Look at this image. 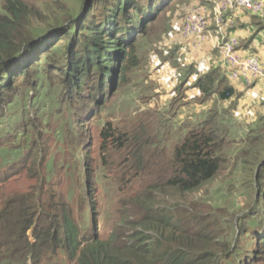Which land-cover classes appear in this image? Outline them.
I'll list each match as a JSON object with an SVG mask.
<instances>
[{"label": "trees", "instance_id": "1", "mask_svg": "<svg viewBox=\"0 0 264 264\" xmlns=\"http://www.w3.org/2000/svg\"><path fill=\"white\" fill-rule=\"evenodd\" d=\"M176 1L82 0L74 15L73 29L60 25L38 29L32 24L38 12L23 0H4L0 10V108L3 103L5 108L12 103L19 78L20 84L31 77L34 80L44 69L48 71V66L52 67L54 57L65 60L63 67L59 64L57 68L60 66L70 87L78 90L82 84H93L90 101L99 102L97 109L103 108L100 100L106 97V90L109 93L111 86L124 83L128 69L138 65L134 54L138 36H144ZM194 1L202 5L208 2ZM65 36L68 42L58 43ZM40 56L44 57L42 62H38ZM194 86L204 98L212 93L222 100L239 95L219 76L217 68L199 75ZM88 108L93 110L90 105ZM219 117L213 114L195 121L193 128L173 146L162 182L131 195L123 210H130L132 217H124L107 235L97 232L94 224L76 220L70 203L52 188L46 167L43 168L45 159L41 157L36 162L33 156L28 161L30 150L29 155L0 171V184L20 174L35 181L25 191L1 196L0 264H39L43 251L56 254L59 250L73 264H264V113L257 116L240 141L245 146L240 160L251 176L252 206L242 217L239 234L242 239L252 238L250 245L243 242L228 246L226 241L220 242L218 236L210 235L213 229L209 228L203 206L184 205L188 194L216 178L226 158L231 141L226 139L228 130L223 128V124L228 125ZM84 120L78 121L79 126ZM106 126L101 130V147H123L128 137L115 135L114 128ZM142 139V135L128 139L133 154L130 176L140 180L145 178L141 167L144 143L138 148ZM156 189L172 191L179 210L161 209L154 195ZM237 257L239 261H233Z\"/></svg>", "mask_w": 264, "mask_h": 264}, {"label": "rangeland", "instance_id": "2", "mask_svg": "<svg viewBox=\"0 0 264 264\" xmlns=\"http://www.w3.org/2000/svg\"><path fill=\"white\" fill-rule=\"evenodd\" d=\"M23 1L38 12V16L32 19L33 27L38 29L58 25L73 29L74 15L82 2ZM193 2H174L149 26L144 36H138L134 46L138 65L128 69L124 83L111 86L109 93L106 90V97L100 100L101 109H97L99 102L90 101L91 82L89 86L82 84L76 90L64 80L59 68L65 60L60 57H54L52 67L48 66V71L44 69L45 72L34 80L31 77L20 84L19 78L12 92L15 97L8 106L10 109L5 108V103L0 108V171L32 150L28 161L31 162L33 156L36 162L41 157L45 159L43 168L46 167L52 188L70 203L78 222L94 224L97 232L107 235L120 225L124 217L130 219L133 215L130 210H123L125 203L130 202V196H135L143 187L147 190L159 185L169 169L175 143L193 128L195 121L214 114L204 112L203 95H194L187 83L179 85L183 72L178 74L176 63L180 62L178 59H185L187 52H177L176 35ZM3 4L4 0H0V10ZM56 41L52 40L50 44ZM67 42L66 36L58 41ZM43 60L44 57L40 56L38 62ZM241 99L244 106L239 114H234L237 120L231 124L226 120L228 126L223 124L228 130L226 139L231 142L219 174L199 190L188 194V202L184 204L187 208L193 204L199 208L203 206L209 228L213 229L210 235L218 236L216 239L226 241L228 246L253 241L250 237L242 239L239 234L242 217L252 206L251 176L240 160V151L245 147L240 141L259 113L248 110L251 107L247 106L245 95ZM89 105L93 112L89 111ZM3 111L4 116H1ZM249 115L253 119H248ZM83 119L82 126H79L78 121ZM107 124L114 128L115 135L128 139L131 135H142V142L138 145V148L143 143L145 146L141 166L145 178L142 180L130 176L133 154L128 139L123 147L112 144L108 148L101 147L104 145L101 130ZM34 182L23 174L2 182L0 207L2 195L6 197L12 191H25ZM154 195L161 209L179 210L172 191L156 189ZM250 222L245 220V223ZM42 255L39 264H73L62 250L56 254L43 251ZM239 258L233 261L238 262Z\"/></svg>", "mask_w": 264, "mask_h": 264}, {"label": "crops", "instance_id": "3", "mask_svg": "<svg viewBox=\"0 0 264 264\" xmlns=\"http://www.w3.org/2000/svg\"><path fill=\"white\" fill-rule=\"evenodd\" d=\"M207 1L205 5L210 8L211 3L209 0ZM198 3L199 1L193 2L194 5ZM262 21H264V18L251 14L248 11L234 9L225 13L224 24L220 31L210 21L209 31L212 36H207L199 44L197 43V39L183 37L181 29H178L179 33L176 35L177 52L179 51L181 54H186L187 52L186 58L178 59L180 62L176 63L179 70L178 74L180 75L183 72V78L179 82V85L187 83L189 87H192L194 95L202 96L199 89L194 86L196 78L212 68H217L219 76L224 77L236 92L239 93L238 96L235 95L224 100L219 99L216 93H212L208 98H205V102L203 103L204 112L218 113L220 115L219 120H227L229 124L233 123V120H237L234 114L237 115L241 112L242 106H244L241 98L244 95L247 106L251 107L248 110L259 114L264 113V75L252 81H247L242 75L238 78L230 77L231 67L221 57L219 49L215 44V36H236L239 40V55L243 58L255 55L264 70V22ZM219 32L221 35H219ZM174 71L172 70V72ZM255 95H257V98H254ZM248 119H253V116L249 115Z\"/></svg>", "mask_w": 264, "mask_h": 264}, {"label": "built area", "instance_id": "4", "mask_svg": "<svg viewBox=\"0 0 264 264\" xmlns=\"http://www.w3.org/2000/svg\"><path fill=\"white\" fill-rule=\"evenodd\" d=\"M210 8L196 4L189 8L181 22L183 37L197 39L202 42L207 36H212L209 24L212 21L218 31L224 24V15L229 10L242 9L264 18V0H209ZM219 35L220 32H219ZM215 44L224 62L231 67L230 77L244 76L247 81L256 80L264 75L263 67L255 55L241 57L238 53L239 40L234 35L215 36Z\"/></svg>", "mask_w": 264, "mask_h": 264}]
</instances>
